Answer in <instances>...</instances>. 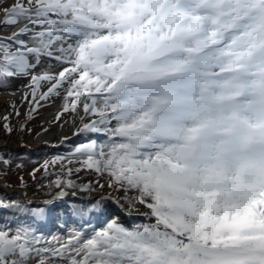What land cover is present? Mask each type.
<instances>
[{"label":"snow or ice","instance_id":"1","mask_svg":"<svg viewBox=\"0 0 264 264\" xmlns=\"http://www.w3.org/2000/svg\"><path fill=\"white\" fill-rule=\"evenodd\" d=\"M20 24L0 36V88L28 81V120L63 89L57 120L81 106L84 140L41 165L61 166L49 199L0 195L17 216L0 264H264V0H0V27ZM14 159L0 153V175ZM72 190L101 195L74 206ZM109 204L150 222L44 234Z\"/></svg>","mask_w":264,"mask_h":264},{"label":"rangeland","instance_id":"2","mask_svg":"<svg viewBox=\"0 0 264 264\" xmlns=\"http://www.w3.org/2000/svg\"><path fill=\"white\" fill-rule=\"evenodd\" d=\"M12 0H9V3H11ZM22 25V24H20ZM20 26L17 25L15 27H0V36H10L13 32L16 31ZM26 40L28 37H24ZM48 61H45L44 67H47ZM53 65V69L55 71L61 70V65L56 64L54 61L51 62ZM37 71H40V69H37ZM16 81V83H15ZM28 83V81L24 78L14 80L11 83V86L7 89L0 88L4 90H0V149L3 154H9L13 155L15 157H19V159H14L11 168L7 170L6 175H0V195L5 196L10 199H24L26 194H31L32 197L27 199L28 201H34V202H41L44 200H47L50 198L48 195V189L47 188H41L40 185H47L49 181H54L56 179L55 173L59 172L61 170V166L57 164L55 167L51 168L50 174L45 176L44 169L41 167V165L44 163L45 160H50L52 157L58 155V154H67L75 145L83 142L84 136H76V130L81 126V116H85L82 107L78 106L77 108V115L76 113H73L71 111L64 112L68 113V118L63 121L65 118L62 116L59 120L56 119L57 115L60 114L63 110L64 105V96L65 92L63 89L60 91L59 96H53L49 101L51 103H57L56 108L54 106H49L47 101H41V107L36 111L35 114H33L34 118L31 119L28 122L27 114L30 111V100L31 97H29V100L26 101L24 99V94L29 91L28 88L25 87V85ZM17 86V87H16ZM14 87V92H8L7 94H3L2 91L9 90L10 88ZM48 85H44L42 87V91L47 90ZM67 87V86H65ZM2 93V94H1ZM17 95V99L14 97L12 99L6 98L9 95L14 96ZM15 101H12V100ZM84 102L83 97L81 98V105ZM15 105L16 108L14 109L12 105ZM11 111L6 115L5 112H1V110H10ZM16 110H19L20 116L17 117L15 115ZM51 111V112H50ZM6 116H9L12 126L15 129L12 134H8L7 131L4 129L3 124L4 120L3 118ZM77 120L78 125L77 127H74L72 125L71 127H68V124L73 122V120ZM70 120V121H69ZM63 121V122H62ZM27 124L28 130H22L21 125ZM63 124V125H62ZM68 127L66 131V136L63 137V134L58 135L56 131L64 129ZM44 129H47L45 131ZM52 131H55V134L52 133ZM47 133V134H46ZM44 134V135H43ZM50 135V137H49ZM55 139L52 143L49 144L50 140ZM64 138H68L66 141ZM53 145H59L58 147H53ZM18 165H22V167H18ZM79 165H73V167H78ZM40 168V171L36 172V180H33L30 173L33 171V169ZM23 176L24 180L28 183L29 187L23 188L19 186V177ZM80 180H78V183L81 182H87L88 180H94L95 174L92 172H81L79 174ZM73 179H76V176H73ZM4 185H10L8 187L11 188V190L5 189L6 187ZM75 191L76 198L84 199L87 195H93L96 198H98L101 193L99 192H93L88 193L80 190H72ZM80 195V196H79ZM115 195V194H114ZM73 196L70 192L69 197L67 199H71ZM85 196V197H84ZM71 197V198H70ZM84 197V198H83ZM116 207L121 213H124L121 211V209L117 206H113V204H109V208ZM125 205V210H126ZM110 208V209H111ZM141 213L146 211L145 208L141 207L139 210ZM132 215H135L133 217L134 219L130 223L124 222L126 225H132L136 223H147L150 221L145 220L142 216H140L138 213H133ZM105 217H103L104 219ZM112 218H118L119 220L122 219L120 215H117V213H114V216L111 218L108 217V220ZM121 222V221H120ZM0 224H10V222H0ZM64 225L61 221L55 222V230L54 227L47 228L45 227L43 229L44 234H49L50 232H53L54 235L59 236H66L74 226H68L65 232H58L56 230V225ZM12 226H15V224H12ZM102 227V226H100Z\"/></svg>","mask_w":264,"mask_h":264},{"label":"bare ground","instance_id":"3","mask_svg":"<svg viewBox=\"0 0 264 264\" xmlns=\"http://www.w3.org/2000/svg\"><path fill=\"white\" fill-rule=\"evenodd\" d=\"M22 26H23V25H21L20 27H22ZM20 27H19V28H20ZM19 28H18V29H19ZM18 29H16V31H18ZM16 87H17V86H16ZM3 92H5V93H3ZM8 92H14V87L10 88L9 90L2 91L3 94H7ZM2 93H1V94H2ZM14 94H15V93H14ZM13 97H14L15 99H17V95H16V94H15L14 96L9 95V96L6 97V98L12 99ZM69 121H70V120H69ZM78 122H79V121H77V120L74 119L72 123L70 122V123L68 124V127H71L72 125H74V127H73V129H74L75 127H77ZM65 123H66V121H65ZM62 125H63V124H62ZM68 127L56 131L57 134L59 133L58 135H61V134L66 133L65 130H67ZM52 133L55 134V131H52ZM46 134H47V133H46ZM43 135H44V134H43ZM55 135H56V134H55ZM49 137H50V135H49ZM79 196H80V195H79ZM95 196H96V195H95ZM71 197H73V196H71ZM71 197H70V198H71ZM84 197H85V196H84ZM84 197H83V198H84ZM98 198H99V197H98ZM98 198H95V199H98ZM44 201H45V200H44ZM84 201H85V200H84ZM114 205H115V204H113V206H114ZM110 208H111V207H110ZM133 217H135V216H133V215H132V216H127V215L124 214V215H123V218L120 219V221H121V222L126 221V222L130 223V222L134 219ZM45 235L47 236V235H54V234H53V232H50L49 234H45Z\"/></svg>","mask_w":264,"mask_h":264},{"label":"trees","instance_id":"4","mask_svg":"<svg viewBox=\"0 0 264 264\" xmlns=\"http://www.w3.org/2000/svg\"><path fill=\"white\" fill-rule=\"evenodd\" d=\"M0 153H3V152L0 150Z\"/></svg>","mask_w":264,"mask_h":264}]
</instances>
